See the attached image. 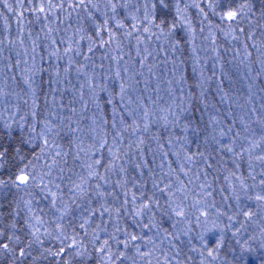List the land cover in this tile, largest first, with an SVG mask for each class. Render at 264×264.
<instances>
[{"label":"snow or ice","instance_id":"obj_1","mask_svg":"<svg viewBox=\"0 0 264 264\" xmlns=\"http://www.w3.org/2000/svg\"><path fill=\"white\" fill-rule=\"evenodd\" d=\"M260 80L264 0H0V264H264Z\"/></svg>","mask_w":264,"mask_h":264},{"label":"trees","instance_id":"obj_2","mask_svg":"<svg viewBox=\"0 0 264 264\" xmlns=\"http://www.w3.org/2000/svg\"><path fill=\"white\" fill-rule=\"evenodd\" d=\"M192 12H193V15H195V10L193 9L192 10ZM13 29H14V26H13ZM220 42L222 43V44H225L226 45V42H224L223 41V39L221 38V40H220ZM197 43L198 44H201V43H203V41H202V39H200V40H198L197 41ZM208 43H210V41L208 42ZM210 55V54H209ZM229 57H225V60H227ZM253 59H255V55L253 56ZM211 66H212V61H211V59H209V62H208V71H209V74L211 73ZM255 66H254V72H253V74H255ZM259 83H264V80H260V81H258V84ZM245 91H246V88L244 89ZM221 183H223V178L221 177Z\"/></svg>","mask_w":264,"mask_h":264}]
</instances>
